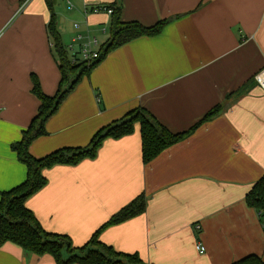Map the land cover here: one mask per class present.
<instances>
[{
	"label": "crops",
	"instance_id": "0c3cea01",
	"mask_svg": "<svg viewBox=\"0 0 264 264\" xmlns=\"http://www.w3.org/2000/svg\"><path fill=\"white\" fill-rule=\"evenodd\" d=\"M87 4L121 7L123 22L147 27L174 19L160 35L112 51L85 77L47 122V135L30 146L35 158L85 147L138 108L183 133L227 106L148 164L137 124L130 136L106 139L95 159L46 170L47 186L27 200L28 209L45 231L79 248L145 195L146 211L105 228L100 242L145 264H234L251 255L264 261V219L247 204L264 177V89L254 79L264 68V0H57L65 47L78 34L100 47L109 39L112 15L85 14ZM49 20L45 0H0V200L27 177L12 145L38 112L33 75L45 95L58 90ZM0 264L56 262L7 242Z\"/></svg>",
	"mask_w": 264,
	"mask_h": 264
},
{
	"label": "trees",
	"instance_id": "16d2710c",
	"mask_svg": "<svg viewBox=\"0 0 264 264\" xmlns=\"http://www.w3.org/2000/svg\"><path fill=\"white\" fill-rule=\"evenodd\" d=\"M28 0H21L25 4ZM50 12L47 33L52 43L53 54L61 75L57 93L53 97L45 95L39 80L32 77V93L39 100L37 115L23 132L20 142L12 145L13 152L27 168V177L23 184L5 192L0 200V247L7 242L16 244L24 251L38 256L50 255L56 264H145L138 255H127L115 251L111 246L99 241L101 232L115 224L143 214L147 199L141 195L115 214L110 221L95 232L83 247H75L66 235L45 231L35 215L26 206L27 200L47 186L44 172L55 166H76L86 159H95L103 142L108 139H121L135 133L140 126L143 163L148 164L162 152L185 140L202 124L219 116L227 105H217L188 131L173 133L163 126L146 109L138 108L120 120L97 131L85 147H67L56 150L45 157L35 158L30 146L40 137L46 136L47 122L59 111L64 100L77 85L101 64L114 50L141 37L160 35L174 19H167L147 27L137 22L125 23L121 17V7L114 8L110 25V37L101 47L99 58L88 63L71 57L61 40L57 28L55 5L57 0H45ZM229 95L228 98H231ZM247 204L264 219V177L259 180L247 195ZM234 264H264L256 255L248 256Z\"/></svg>",
	"mask_w": 264,
	"mask_h": 264
},
{
	"label": "built area",
	"instance_id": "2783aa9c",
	"mask_svg": "<svg viewBox=\"0 0 264 264\" xmlns=\"http://www.w3.org/2000/svg\"><path fill=\"white\" fill-rule=\"evenodd\" d=\"M68 8L72 9L73 5L68 2ZM101 12H106L110 15L113 13V9L105 6V5H85L84 7V13H94L98 14ZM80 24L75 23L74 28L76 30L80 29ZM100 44L99 41L95 37L90 36H84L81 34H78L72 39V43L66 47V50L68 51L69 55L71 57H77L80 59L81 62H92L99 58V52H100ZM255 81L264 89V68L259 71L255 77ZM198 231L200 230V227L197 225L195 227ZM196 249L200 253H204L206 251V248L203 246V244L198 243L196 246Z\"/></svg>",
	"mask_w": 264,
	"mask_h": 264
},
{
	"label": "rangeland",
	"instance_id": "374dc122",
	"mask_svg": "<svg viewBox=\"0 0 264 264\" xmlns=\"http://www.w3.org/2000/svg\"><path fill=\"white\" fill-rule=\"evenodd\" d=\"M106 34H107V33H106ZM106 34H105L104 36H103V35H101V36H100V39H102L103 37H105V36H106Z\"/></svg>",
	"mask_w": 264,
	"mask_h": 264
}]
</instances>
